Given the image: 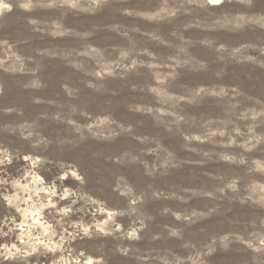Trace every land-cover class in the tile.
Instances as JSON below:
<instances>
[{
	"label": "rangeland",
	"instance_id": "rangeland-1",
	"mask_svg": "<svg viewBox=\"0 0 264 264\" xmlns=\"http://www.w3.org/2000/svg\"><path fill=\"white\" fill-rule=\"evenodd\" d=\"M264 0H0V264H253Z\"/></svg>",
	"mask_w": 264,
	"mask_h": 264
},
{
	"label": "clouds",
	"instance_id": "clouds-1",
	"mask_svg": "<svg viewBox=\"0 0 264 264\" xmlns=\"http://www.w3.org/2000/svg\"><path fill=\"white\" fill-rule=\"evenodd\" d=\"M250 247L258 254L254 257L253 264H264V242L250 245Z\"/></svg>",
	"mask_w": 264,
	"mask_h": 264
},
{
	"label": "bare ground",
	"instance_id": "bare-ground-1",
	"mask_svg": "<svg viewBox=\"0 0 264 264\" xmlns=\"http://www.w3.org/2000/svg\"><path fill=\"white\" fill-rule=\"evenodd\" d=\"M205 1L210 6H219L223 3V0H215V2H213V0H205Z\"/></svg>",
	"mask_w": 264,
	"mask_h": 264
},
{
	"label": "snow or ice",
	"instance_id": "snow-or-ice-1",
	"mask_svg": "<svg viewBox=\"0 0 264 264\" xmlns=\"http://www.w3.org/2000/svg\"><path fill=\"white\" fill-rule=\"evenodd\" d=\"M213 2H215V0H213Z\"/></svg>",
	"mask_w": 264,
	"mask_h": 264
}]
</instances>
